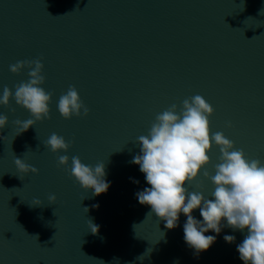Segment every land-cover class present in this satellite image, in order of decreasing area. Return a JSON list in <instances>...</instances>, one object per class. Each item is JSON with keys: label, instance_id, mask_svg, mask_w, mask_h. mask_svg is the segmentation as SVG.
Instances as JSON below:
<instances>
[{"label": "water", "instance_id": "water-1", "mask_svg": "<svg viewBox=\"0 0 264 264\" xmlns=\"http://www.w3.org/2000/svg\"><path fill=\"white\" fill-rule=\"evenodd\" d=\"M262 9L264 0H0V95L29 79V69L14 74L9 65L35 59L43 64L40 87L53 93L50 118L20 134L14 121L34 117L12 98L0 105L8 117L0 129L7 137L0 140V264H244L236 248L247 229L222 221L218 235L205 233L215 242L196 255L184 241L183 213L171 230L154 213L145 219L150 206L135 194L150 185L131 161L158 113L200 95L214 110L210 132L264 164ZM69 86L86 116L58 112ZM53 133L70 142L67 151L46 146ZM207 154L210 162L185 186L211 198L203 171L215 174L219 148ZM62 155L67 165L58 164ZM73 156L105 164L106 193L95 196L71 177ZM16 158L38 174L19 173ZM192 215L202 220L199 209ZM225 235L236 239L227 243Z\"/></svg>", "mask_w": 264, "mask_h": 264}, {"label": "clouds", "instance_id": "clouds-1", "mask_svg": "<svg viewBox=\"0 0 264 264\" xmlns=\"http://www.w3.org/2000/svg\"><path fill=\"white\" fill-rule=\"evenodd\" d=\"M25 68L29 69L28 81L16 85L14 94L5 86L0 95V105L8 106L12 98L34 117L14 121L20 128L18 134L36 122L50 118L49 103L53 95L40 87L45 80L41 74L43 64L40 59L17 61L9 65L10 72L14 74ZM57 108L64 119L80 116L81 110L86 116L89 111L74 86H69L67 92L60 96ZM213 111L202 96L195 95L183 100L179 111L177 105L172 104L155 116L148 134L137 138L139 154L131 161L139 166L146 183L150 185L135 196L141 205L150 206L145 219L154 213L169 230L178 226L179 216L183 213L187 218L183 225L184 241L194 250V254L206 251L215 242L216 236L205 233L212 231L218 235L225 226L222 221H226V226L233 230L243 232L247 229V235L236 248L239 259L244 264H264V164L257 159H247L243 149L234 148L233 141L222 132H210L209 117ZM7 123L8 117L0 114V129ZM0 140H7V137H0ZM45 144L52 152L67 151L70 147V142L56 133L51 134ZM212 144L219 148L220 162L214 166V175L203 171V177L210 179L214 186L211 198H205L202 192L189 191L185 185L191 184L210 162L207 153ZM68 159V156L62 155L58 164L67 165ZM14 164L21 174H38L37 168L20 158H16ZM70 175L81 188L92 189L95 196L106 193L110 187V182L104 179L105 164L102 162L93 167L83 164L78 156H73ZM48 201L55 203L56 196L49 195ZM40 204L38 198L32 202L33 206ZM195 209H199L202 220L192 215ZM84 210L88 212L87 207ZM88 227L93 234L98 232L99 226L91 220ZM235 239L232 235L224 236L227 243H233Z\"/></svg>", "mask_w": 264, "mask_h": 264}]
</instances>
